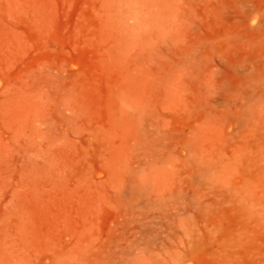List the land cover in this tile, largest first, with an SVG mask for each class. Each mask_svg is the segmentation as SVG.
<instances>
[{
    "label": "rangeland",
    "instance_id": "rangeland-1",
    "mask_svg": "<svg viewBox=\"0 0 264 264\" xmlns=\"http://www.w3.org/2000/svg\"><path fill=\"white\" fill-rule=\"evenodd\" d=\"M0 264H264V0H0Z\"/></svg>",
    "mask_w": 264,
    "mask_h": 264
}]
</instances>
